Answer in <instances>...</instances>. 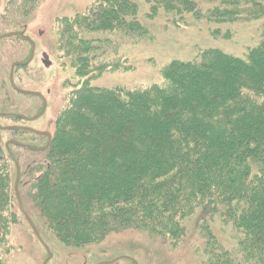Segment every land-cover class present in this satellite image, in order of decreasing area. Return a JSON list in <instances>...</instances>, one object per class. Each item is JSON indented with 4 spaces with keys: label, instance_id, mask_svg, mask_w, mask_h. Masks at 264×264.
<instances>
[{
    "label": "trees",
    "instance_id": "obj_1",
    "mask_svg": "<svg viewBox=\"0 0 264 264\" xmlns=\"http://www.w3.org/2000/svg\"><path fill=\"white\" fill-rule=\"evenodd\" d=\"M147 1V18L203 22L214 38L228 39L238 21L264 29V0ZM137 11L131 0H98L63 19L58 45L76 81L50 145L32 152L40 156L27 171L32 220L69 248L134 229L191 250L195 264H264V30L243 56L209 47L169 61L158 83L95 84L118 66L104 61L111 36L147 38ZM4 144L0 130V264L17 221Z\"/></svg>",
    "mask_w": 264,
    "mask_h": 264
},
{
    "label": "rangeland",
    "instance_id": "obj_2",
    "mask_svg": "<svg viewBox=\"0 0 264 264\" xmlns=\"http://www.w3.org/2000/svg\"><path fill=\"white\" fill-rule=\"evenodd\" d=\"M97 1L0 0V34L9 31H24L35 42L32 62L24 67H16L14 70L17 86L40 91L46 98L47 108L44 115L27 124L34 129L51 133L54 119L62 108L66 94L72 82L76 81L75 69L62 51V44L58 45L59 29L66 24L63 19H70L76 14L84 13L86 9L94 7ZM131 1L137 5V16L147 27L148 36L137 42L124 37L111 36V42L105 48L106 59L104 61L110 59L118 66L107 68L102 72V75L95 80V84L99 86L132 88L158 83L161 79L160 69L169 61L191 59L198 50L204 48H220L228 54L243 56L247 48L255 46L260 41L264 30L263 22L260 20L238 21L231 25L232 34L228 39L214 38L208 33L207 25L203 22L189 20L187 23L176 26L166 23L160 14L150 19L146 17L149 1ZM87 35L93 37L92 33ZM28 51V43L17 37L0 40V112L31 116L41 106L39 98L15 93L8 82L10 64L24 60ZM43 52L48 55L51 63L49 67H45L41 61ZM0 124L24 123L20 120L2 117ZM1 132L4 143L9 139H16L33 146H41L45 143L43 138L34 137L33 134L16 135L7 131ZM11 151L21 169L18 189L24 209L36 221L35 211L26 199L31 181V175L27 171L28 165H35L40 156L17 147H12ZM12 166L11 173L14 182L15 167L14 164ZM12 196L17 221L11 227L7 238L2 256L3 264H42L46 251L19 211L13 186ZM36 226L41 238L52 253L47 264H98L120 256L131 257L138 264H195L196 261V256L191 250L184 249V247L169 249L154 238L134 229L113 232L96 244L69 248L59 245L38 224ZM227 233V228L221 227L216 235L224 243ZM110 264L134 263L127 259H119Z\"/></svg>",
    "mask_w": 264,
    "mask_h": 264
},
{
    "label": "water",
    "instance_id": "obj_3",
    "mask_svg": "<svg viewBox=\"0 0 264 264\" xmlns=\"http://www.w3.org/2000/svg\"><path fill=\"white\" fill-rule=\"evenodd\" d=\"M10 37H18L19 39L27 42L29 45V52H28L27 57L24 60L14 61L10 64L9 73H8L9 85L14 92H16L20 95L38 97L41 100V107L35 114H33L31 116H25V115H22L20 113H13V112H0V118L5 117V118L20 119L26 123H30V122H33V121L39 119L41 116L44 115L46 108H47V101H46V98L43 96V94L40 91L29 90V89H24V88L18 87L14 81V70L16 67L27 66L33 60L34 52H35V42L28 35H26L24 33V31H9V32L0 34V40L10 38ZM41 61L43 62L45 67H49L51 65V63L48 59V55L44 52L42 53ZM0 130L1 131L19 130V131L28 132V133H31L33 135L46 138V142L41 146H33L30 144L18 141L16 139L7 140L4 144V146L6 148V151L8 153L10 160L13 162L14 167H15L13 191H14V196H15V199L17 202L18 209L22 213L26 222L28 223V225H29L30 229L32 230L36 239L44 247V249L46 251V257L43 260L42 264H47L51 258V251H50L49 247L46 245V243L44 242V240L41 238L40 233H39L34 221L32 220L30 215L24 209L22 199H21V195H20V192L18 189L20 176H21V170H20V166H19L17 160L15 159V156L13 155V153L9 149V147L14 146V147L25 149V150H28L31 152H43L50 145L52 135L49 131L37 130V129H34L33 127H31L29 125H25V124H22V125H1L0 124ZM119 259H127L134 264H138L136 260H134L133 258L128 257V256H120V257H117L111 261L101 262L98 264H110V263L115 262Z\"/></svg>",
    "mask_w": 264,
    "mask_h": 264
}]
</instances>
